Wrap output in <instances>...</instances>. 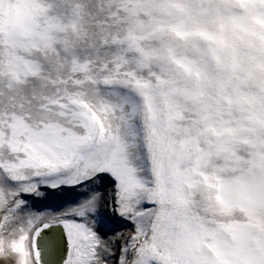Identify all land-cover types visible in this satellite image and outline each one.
Listing matches in <instances>:
<instances>
[{"label":"snow or ice","instance_id":"snow-or-ice-1","mask_svg":"<svg viewBox=\"0 0 264 264\" xmlns=\"http://www.w3.org/2000/svg\"><path fill=\"white\" fill-rule=\"evenodd\" d=\"M0 264H264V0H0Z\"/></svg>","mask_w":264,"mask_h":264}]
</instances>
